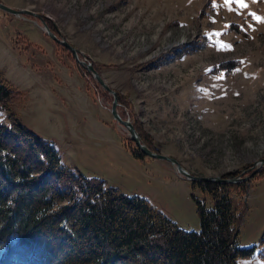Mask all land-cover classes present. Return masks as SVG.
<instances>
[{
  "label": "rangeland",
  "instance_id": "374dc122",
  "mask_svg": "<svg viewBox=\"0 0 264 264\" xmlns=\"http://www.w3.org/2000/svg\"><path fill=\"white\" fill-rule=\"evenodd\" d=\"M0 2L29 10L0 6V75L23 92L1 111V120L11 123L19 115L53 140L67 164L148 198L186 229L201 227L193 194L213 204L169 159L133 155L126 145L135 140L111 111L113 92L47 32L46 21L117 92L119 112L132 120L142 140L195 175L229 178L240 171L238 181L222 182L251 183L247 192L232 186L231 193L249 206L239 245L259 247L264 22L255 17L264 18V0H243L247 7L240 0ZM88 72L100 85L90 82ZM8 139L31 156L24 136ZM239 262L264 264V259L255 254Z\"/></svg>",
  "mask_w": 264,
  "mask_h": 264
},
{
  "label": "trees",
  "instance_id": "16d2710c",
  "mask_svg": "<svg viewBox=\"0 0 264 264\" xmlns=\"http://www.w3.org/2000/svg\"><path fill=\"white\" fill-rule=\"evenodd\" d=\"M22 93L0 75V114ZM17 136L25 137L31 156L8 142ZM126 146L143 157L136 142ZM192 184L213 198L208 206L193 194L199 230L182 227L148 198L67 164L53 140L19 115L11 123L0 119V264H240V257L255 254L264 259V236L258 248L239 245L249 206L231 187L244 193L251 183Z\"/></svg>",
  "mask_w": 264,
  "mask_h": 264
},
{
  "label": "water",
  "instance_id": "95a60500",
  "mask_svg": "<svg viewBox=\"0 0 264 264\" xmlns=\"http://www.w3.org/2000/svg\"><path fill=\"white\" fill-rule=\"evenodd\" d=\"M0 6H4L7 9H10L14 12H18V13H22V12H28L29 10L27 9H21V10H16L10 6H7L5 4H3L2 2H0ZM45 27L47 32L57 41L65 44L68 48H70L72 50V52L74 53L75 57L77 58V60L85 65L89 70L93 71L94 76L97 78V80L102 84V86L106 89H109L110 91L113 92L114 94V100L112 103V107H111V111L114 115V117L120 122L122 123L124 126L127 127V129L129 130L131 137L135 140L136 144L138 145V147L142 150V152L144 154L153 156V157H160V158H165V159H169L170 161H172V163L177 167L178 171L181 174L186 175L187 177L193 179V180H215L218 182H222V181H238L239 179H241L243 176L242 175H236L233 177H229V178H224L222 176H216V177H209V176H200V175H195L192 174L189 170H187L182 163L175 157L169 155V154H165L162 152H159L157 150L152 149L146 142H144L140 136V134L138 133L134 123L132 122V120L130 118H124L121 113L119 112L118 109V104H119V99H118V95L117 92L112 89L110 87V85L105 81V79L103 78V76L100 74V72L94 67V65L92 64V62L87 63L86 60L81 59L80 58V54H79V50L77 47H75L74 45H72L69 41H67L65 38L60 37L59 35H57L50 27L49 25L46 23V21H44ZM85 55V54H83ZM264 160V159H262ZM245 179L247 177H244Z\"/></svg>",
  "mask_w": 264,
  "mask_h": 264
},
{
  "label": "snow or ice",
  "instance_id": "6c2138e0",
  "mask_svg": "<svg viewBox=\"0 0 264 264\" xmlns=\"http://www.w3.org/2000/svg\"><path fill=\"white\" fill-rule=\"evenodd\" d=\"M240 3H241V7H247L246 4L243 3V0H240ZM258 21H261V22H264V18H261L259 16L255 17ZM227 47V46H225Z\"/></svg>",
  "mask_w": 264,
  "mask_h": 264
}]
</instances>
